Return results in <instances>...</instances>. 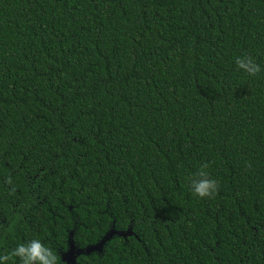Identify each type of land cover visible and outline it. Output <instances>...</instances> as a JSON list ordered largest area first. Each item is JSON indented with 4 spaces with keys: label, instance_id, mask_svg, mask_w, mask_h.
<instances>
[{
    "label": "trees",
    "instance_id": "16d2710c",
    "mask_svg": "<svg viewBox=\"0 0 264 264\" xmlns=\"http://www.w3.org/2000/svg\"><path fill=\"white\" fill-rule=\"evenodd\" d=\"M112 228L81 264H264V0H0V255Z\"/></svg>",
    "mask_w": 264,
    "mask_h": 264
},
{
    "label": "clouds",
    "instance_id": "9594fccd",
    "mask_svg": "<svg viewBox=\"0 0 264 264\" xmlns=\"http://www.w3.org/2000/svg\"><path fill=\"white\" fill-rule=\"evenodd\" d=\"M236 64L238 69L249 75L254 76L261 71L260 65L250 55L237 57ZM207 168V164L202 165L200 170L189 178L193 194L200 198H214L220 187L217 180L209 178ZM7 183H12L10 177ZM12 257L19 258L20 264H58L56 252L39 239L19 244L10 254L0 255V264H7Z\"/></svg>",
    "mask_w": 264,
    "mask_h": 264
},
{
    "label": "water",
    "instance_id": "95a60500",
    "mask_svg": "<svg viewBox=\"0 0 264 264\" xmlns=\"http://www.w3.org/2000/svg\"><path fill=\"white\" fill-rule=\"evenodd\" d=\"M115 235H123V233H120L112 228L99 242L87 245L86 247H80L74 240V232L70 233L67 249L58 250V254L61 257V264H81V262H79V258L81 256L89 257L93 254H102L106 243Z\"/></svg>",
    "mask_w": 264,
    "mask_h": 264
}]
</instances>
